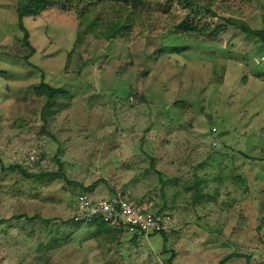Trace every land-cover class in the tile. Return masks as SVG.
Returning <instances> with one entry per match:
<instances>
[{
  "label": "rangeland",
  "instance_id": "rangeland-1",
  "mask_svg": "<svg viewBox=\"0 0 264 264\" xmlns=\"http://www.w3.org/2000/svg\"><path fill=\"white\" fill-rule=\"evenodd\" d=\"M19 1L0 0V264H264V0H41L27 40ZM117 187L155 194L171 233L71 219Z\"/></svg>",
  "mask_w": 264,
  "mask_h": 264
},
{
  "label": "built area",
  "instance_id": "built-area-1",
  "mask_svg": "<svg viewBox=\"0 0 264 264\" xmlns=\"http://www.w3.org/2000/svg\"><path fill=\"white\" fill-rule=\"evenodd\" d=\"M35 162L33 150L27 157V163L33 165ZM156 202L155 194L132 197L119 187L99 198L80 193L75 197L71 218L83 223L99 220L114 228L129 227L145 236L155 233L169 235L171 218L167 211L155 209Z\"/></svg>",
  "mask_w": 264,
  "mask_h": 264
},
{
  "label": "trees",
  "instance_id": "trees-1",
  "mask_svg": "<svg viewBox=\"0 0 264 264\" xmlns=\"http://www.w3.org/2000/svg\"><path fill=\"white\" fill-rule=\"evenodd\" d=\"M40 2H41V0H20L18 3V8H17L18 21H19L20 27L22 28V30L25 33L24 34L25 40H27V38H28V33L24 27L23 17L27 13H30V12L34 11L35 9H37L40 5ZM119 25H120V23H116V24L112 25V27L107 29L106 32L103 31V35H105L107 38H113L115 36V33L118 32V30H119ZM256 33L259 35V37L264 42V30L256 31ZM59 92H60V90L51 87L49 84H47L45 82H42L38 87L35 88L36 95H39V96L40 95H46L48 98L54 97ZM17 167L19 168V170H21V173H23L27 177L39 178L41 176L39 174L29 173L26 170H24L23 168H21V166H17ZM11 168H12V166H11ZM3 221H4L3 219H0V223H3ZM95 221L99 222V223H103V222H100L99 220H95ZM74 222L77 224L83 223V221H81V220L80 221H74ZM91 222H94V221H91ZM83 224H85V223H83ZM162 234H164V233H162Z\"/></svg>",
  "mask_w": 264,
  "mask_h": 264
},
{
  "label": "crops",
  "instance_id": "crops-1",
  "mask_svg": "<svg viewBox=\"0 0 264 264\" xmlns=\"http://www.w3.org/2000/svg\"><path fill=\"white\" fill-rule=\"evenodd\" d=\"M131 196H132V195H131ZM132 197H140V196H132ZM158 204H159V203L156 202V204H155V209L160 210L161 206L159 207ZM161 211H163V210H161Z\"/></svg>",
  "mask_w": 264,
  "mask_h": 264
}]
</instances>
